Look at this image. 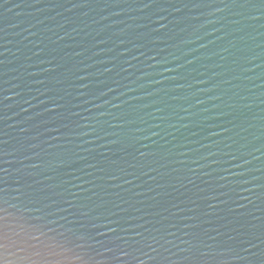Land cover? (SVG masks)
Listing matches in <instances>:
<instances>
[{"label":"water","instance_id":"obj_1","mask_svg":"<svg viewBox=\"0 0 264 264\" xmlns=\"http://www.w3.org/2000/svg\"><path fill=\"white\" fill-rule=\"evenodd\" d=\"M0 264H264V0H0Z\"/></svg>","mask_w":264,"mask_h":264}]
</instances>
